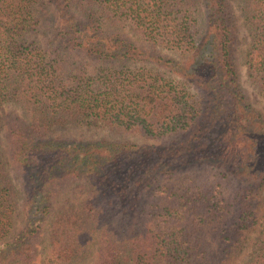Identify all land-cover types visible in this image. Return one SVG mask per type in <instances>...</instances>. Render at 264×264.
<instances>
[{
	"label": "trees",
	"instance_id": "1",
	"mask_svg": "<svg viewBox=\"0 0 264 264\" xmlns=\"http://www.w3.org/2000/svg\"><path fill=\"white\" fill-rule=\"evenodd\" d=\"M169 1L0 0V264H264V116L234 68L229 1L203 0V37L176 22ZM241 11L243 58L264 99V0H242ZM158 36L201 62L202 72L187 67L200 97L177 95L151 68H130L145 59L173 66L172 57L139 45ZM87 61L98 67L96 80ZM97 119L141 121L145 135L169 139L82 140L56 131ZM197 163L230 174L233 195L223 201L197 186L175 206L160 203V180ZM76 178L55 209V187ZM96 186L103 205L90 199ZM200 233L216 236L212 245L200 248Z\"/></svg>",
	"mask_w": 264,
	"mask_h": 264
},
{
	"label": "rangeland",
	"instance_id": "2",
	"mask_svg": "<svg viewBox=\"0 0 264 264\" xmlns=\"http://www.w3.org/2000/svg\"><path fill=\"white\" fill-rule=\"evenodd\" d=\"M229 1V7L231 8L232 14H233V25L234 29L236 31V40L234 43V68L237 71L239 83L242 86V88L245 91V94L247 96V99L249 100L250 104L258 109L262 115L264 116V99L262 98V95L259 93V89L256 85V82H254L252 75L249 74L248 68L246 66V63L244 61V51L248 46L249 40H248V30H247V23L243 18V14L241 11V4L242 0H228ZM171 2V8L174 11V14L178 17V21H180L181 26L187 25L188 29L191 28L196 30V33L199 34L201 37L207 33V27H208V19L206 14V9L204 7L203 0H170ZM123 31L130 35L131 37H134V33L128 26H123ZM162 36H158L157 43L151 44L150 42L141 41L139 43L140 46H148V48H151L154 52L161 54L163 56H169L172 57L175 61L173 62V66H171V62L168 63L164 62L161 64H158L157 62L151 63L148 61V59L145 60H138L135 62L130 63V68L136 69L139 66L146 68H151L154 70V73L160 74L162 77L165 78V80H168L171 84L175 85V88L173 89L175 93L181 94V93H187L190 96L189 97H200V93L198 91V83L196 82L195 78L196 76H192L193 78H189L187 76V70L189 66H199V72H202V65L201 62L199 63V60H193L189 57L190 53H187V50H183L184 52L180 51V48H174L171 43H167L164 41ZM138 40V39H137ZM136 40V42H137ZM184 47V46H183ZM186 49V48H185ZM187 54V55H186ZM129 64V63H128ZM103 68L110 67L109 63L107 61L102 62ZM85 71L87 75H90L89 78L91 80H96L91 78L93 74L97 71V69L91 70L93 68V63L87 61L85 64ZM95 66H98L95 65ZM188 67V68H187ZM186 70L184 72V75H182V71ZM190 70V69H189ZM182 73V74H181ZM97 75H101L100 72L94 74L96 77ZM122 83H124L128 78L121 77ZM120 93H123L124 90L119 88ZM115 95V93L111 94L110 96ZM116 110V109H115ZM125 117V116H122ZM136 117V116H135ZM125 119V118H123ZM137 121V119H136ZM136 123L138 125H136ZM140 122H135L134 124H127L126 122H118L117 120L112 121H105L101 119H97L96 121H93L89 124L80 123L76 126L67 125L66 127L58 128L56 131L57 133H61L66 137H75L78 139H90V138H97V137H104L106 139H114V140H127L129 142L133 143H142V142H154V143H165L169 139L168 134H156V136H147L142 131V126ZM127 125V126H126ZM139 126V127H137ZM9 171L12 176V179L14 180L15 184H19L16 173L13 169V167L9 166ZM216 168H210L207 164H201L197 163L194 166H191L190 164H187L181 168L176 169V171L168 175L166 177H163L160 180L159 186H163V183H166L167 188H161L162 191L157 190V196H159V202L164 203L168 202V205L175 206L178 202H180L182 199H184L185 196L181 195V192L186 195V192L184 191L187 188V191H190V189L195 188L197 186H201L205 188L206 191L211 192V194L214 196L215 199L222 198L223 201L231 197L235 191V185H233L234 180L228 175H222L221 173H218ZM71 180L67 179L61 183H58V185L55 187V191L52 197L53 200V207L57 209L61 195L65 192L66 189L70 187V185H73V183L80 182L82 179L76 178L72 182H69ZM98 187L96 190L95 187L92 188V191H94V196L91 197V201L97 205H103L107 198L102 193L103 187ZM168 189H172V194H169L170 197H165L164 192L168 191ZM105 193V192H104ZM259 195L262 198H264V186L261 188ZM264 200V199H262ZM185 201V200H184ZM21 203V193L18 197V205L20 206ZM104 221L107 219V213L105 214ZM20 221V214L17 215L16 223ZM188 223L191 224L189 221ZM195 229L199 228L200 225H194ZM193 232L191 231V228L187 226V235L190 236ZM202 239H193L199 244L202 245V247H206L208 244L212 245L213 239L216 236L210 237L207 234H199ZM204 241V242H203Z\"/></svg>",
	"mask_w": 264,
	"mask_h": 264
}]
</instances>
